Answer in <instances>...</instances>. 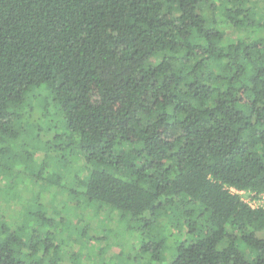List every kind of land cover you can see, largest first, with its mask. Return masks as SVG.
I'll return each mask as SVG.
<instances>
[{"label": "trees", "instance_id": "trees-1", "mask_svg": "<svg viewBox=\"0 0 264 264\" xmlns=\"http://www.w3.org/2000/svg\"><path fill=\"white\" fill-rule=\"evenodd\" d=\"M249 1L0 0V174L73 204L14 200L0 264H66L68 213L90 221L78 243L102 208L157 264H264V210L230 191L264 192V20ZM31 125L58 164L81 157L68 186L50 157L34 167L12 147Z\"/></svg>", "mask_w": 264, "mask_h": 264}, {"label": "rangeland", "instance_id": "rangeland-1", "mask_svg": "<svg viewBox=\"0 0 264 264\" xmlns=\"http://www.w3.org/2000/svg\"><path fill=\"white\" fill-rule=\"evenodd\" d=\"M247 6L251 9L250 13L254 14L253 18L255 20H264V0H250ZM240 33H242V31L238 32V34ZM227 34L231 37H235L234 34H237V32L227 30ZM25 113L30 114V111H27ZM33 114L36 115L35 113ZM53 121V131L61 133L60 125L58 124L57 120L53 119ZM19 127L20 129H22V131H25L27 130L28 125L26 126V124H20ZM30 132H32V134H30V137L26 136V134L24 135L23 133H21L20 137H18V139L11 143L12 147H17V150L19 152L24 149H34L36 151L34 157L36 160L34 161V167H37V164H39V161L42 158L48 160L50 157L51 161H48L47 163L50 164L52 162L51 165L57 167L58 172H60L66 178L65 185L68 186L70 179L68 178L69 175H67L65 171L66 169H68L69 173H74L77 170V166L80 163L81 157L79 159L76 158L78 160H75L74 156H70V158L68 157L67 159V163L58 164L59 161H54V158L52 156L45 154V147H43L45 134L42 133L43 135H40L39 137L34 136L36 131L33 130L32 125L30 126ZM173 138L174 134H170L168 136V140H172ZM22 144L25 145L21 146ZM16 171L18 172V170ZM16 171L15 176L0 174V184L3 183L5 185L7 183H12L13 181L15 183V186L12 185V187L17 194V196L8 195V197H6L5 192H3V196L0 195V200H3L0 202V222H2L3 218H6V220L9 221L10 219H15L16 217H18L19 214L17 213L19 212L18 210H20V208L18 207L17 202H15L14 200H33L37 192L41 194V200H43L46 205H49L50 207H55L58 205L61 207L65 206V210L68 209V211H70V207L73 204H71V202H68L67 204L65 202L63 203L61 200L67 199H62L63 194L61 192L56 191L51 186L45 184L44 186L40 185L35 177H31L28 174H25V170L24 174H17ZM11 194L13 193L11 192ZM240 198L242 200H246L245 196H241ZM105 211L108 210L102 208V210L99 211L97 217L92 223V227H86L87 231L89 230L88 234H86L78 243L75 239L80 232L78 231V233L76 234L75 225L77 227L76 229L81 230L85 226V224L90 221L89 219L84 221L86 218L84 216L81 217V211L71 210L72 214L68 213L69 215H67V217L70 222L69 226L71 229L68 230V232L65 230L64 232H60V236L56 238V243H66L65 248H63V253H67L68 256L67 259L64 260L65 263L157 264V262H152L149 257H146V254L139 257L137 256V254L132 253V249H134L136 253L138 246L141 243L137 238L138 236H136L134 232L130 233V231H123L118 224V215H109ZM168 229L170 231H168ZM163 231V234L167 237L168 240V248L164 251L163 255L164 258L167 259L169 257L168 253H170L169 247L170 245H172V243H174V235L179 233V230L175 229L169 221L168 225L164 227ZM125 248L130 249V254H134V257L132 255H125L124 259H119L117 256H123Z\"/></svg>", "mask_w": 264, "mask_h": 264}, {"label": "built area", "instance_id": "built-area-1", "mask_svg": "<svg viewBox=\"0 0 264 264\" xmlns=\"http://www.w3.org/2000/svg\"><path fill=\"white\" fill-rule=\"evenodd\" d=\"M231 193L237 195L239 198L245 196L246 200L241 201L245 203L251 209H263L264 210V192L261 194H251L247 191H237L235 189H230ZM245 194V195H244Z\"/></svg>", "mask_w": 264, "mask_h": 264}]
</instances>
